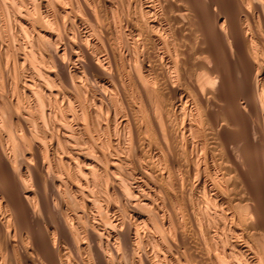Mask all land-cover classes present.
I'll return each instance as SVG.
<instances>
[{"label": "bare ground", "instance_id": "1", "mask_svg": "<svg viewBox=\"0 0 264 264\" xmlns=\"http://www.w3.org/2000/svg\"><path fill=\"white\" fill-rule=\"evenodd\" d=\"M206 2L0 0V264H264V0Z\"/></svg>", "mask_w": 264, "mask_h": 264}, {"label": "rangeland", "instance_id": "2", "mask_svg": "<svg viewBox=\"0 0 264 264\" xmlns=\"http://www.w3.org/2000/svg\"><path fill=\"white\" fill-rule=\"evenodd\" d=\"M195 2H196V0H195ZM198 2L200 5L198 4ZM202 2H203V4H202ZM205 2H206V0H201V1L197 0V5H199L201 8L203 7L201 5H204V7H205V5L207 3V2L206 3ZM136 14H137V16L139 15L138 10L136 11ZM203 14H205V15L203 16ZM139 16H138V19L140 20L141 18H139ZM207 16H208L207 12L203 11L202 17L206 18ZM210 34L213 35L212 33H210ZM194 37L197 39V38H200L201 35L198 32H196L194 34ZM263 45H261V47H262L261 49L259 46V49L257 51V55L255 53L257 58L259 57L258 61L262 57V59L259 61V66L253 72V75L258 76V78L264 76V66H263V63H264L263 62L264 61V46ZM214 49H216L218 51V52H216V54L221 56L220 58H218L219 59L218 60V66H219L220 70H221V68L223 69L221 71H222L223 75H225V76H223V83H222L223 87H222V89H223V91H225L224 94H226V95H225V97L220 96V95L214 96V97L213 96L208 97V95L205 94V102H208L209 110L213 114L214 117L220 118L225 113H228L232 116L233 122H226L223 129H222V135L223 136L227 137L231 142H237V141L241 140L240 144L242 147H246L248 144L247 143V136H249L251 139L255 138L253 143L258 144L260 139H257V138H259V135L256 133V130H255V128L257 127V124H258L257 120H255L256 118L253 116L252 112L250 111L251 110L250 108H248V107L246 109H242V108L239 109L238 108L239 105L241 104V102L244 101L243 99L239 98L238 89H239V91H241V90L246 88V83L240 82L242 73L247 71V68L245 66L246 65L245 64V56L241 60V65H242L241 66L240 64H237V61L235 59L231 58V56L229 54L227 56L221 55V53L219 52L218 46H215ZM258 53H260V55ZM218 55H217V57H219ZM222 57H223L224 61H223V59H221ZM220 60H222V61H221V64L219 65ZM260 62H262V63H260ZM132 67L133 66H131L130 68H132ZM195 67L196 68H193V69H196L197 71L200 72V70H199L200 68L198 66H195ZM197 68H199V69H197ZM88 75H90V74H88ZM87 77H89V76H87ZM93 81L94 80L92 78L91 79L92 85L88 82L90 84V87H93ZM236 81L238 84H236ZM227 86H229V87H227ZM0 87L2 88L1 84H0ZM1 90L2 89H0V92H2ZM222 103H224V104H222ZM200 111L202 112V114L200 113V115H204V113H205L204 109H200ZM253 122H256V123L254 124ZM247 124L248 125L250 124V126L252 125V127L246 126ZM204 126H205V123H204ZM253 126L255 127L254 129H252ZM244 128L245 129L247 128V129L245 130ZM248 129H249L250 133L252 132L253 134L249 135L250 133H249V131H247ZM245 133H246V135H245ZM202 157H200L199 163H200V166L204 169L205 164H203V163H205V162L202 161V159L204 160V158H202ZM201 173H202L201 176L205 177V173L207 175V171L205 169ZM193 177L195 178V176H193ZM192 180H194V182H196L197 178H195V179L192 178ZM251 182L253 184L256 183L255 177L251 178ZM198 190H200L199 192L201 193V191H202L201 188H198L197 190H195V192L197 191L196 192L197 194H200V193H198ZM200 196H203V194ZM69 202H70V200L68 199V204L71 203V202L70 203ZM70 206H73L74 209L76 208L78 210V208L73 203H71ZM188 233L190 234V236H192V234L190 233L189 230H188ZM191 240H192V237H191ZM74 249H73V251L75 252ZM73 255L78 257L76 252ZM74 256H73V258H75ZM74 260L77 261L78 259L75 258ZM125 260H126V258L122 261L123 264H125ZM78 262L79 261L75 262V264H77Z\"/></svg>", "mask_w": 264, "mask_h": 264}]
</instances>
